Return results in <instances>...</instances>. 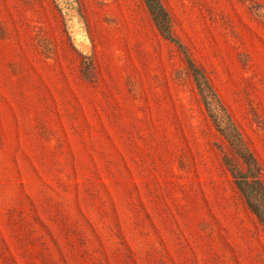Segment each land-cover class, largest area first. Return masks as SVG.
<instances>
[{
  "label": "rangeland",
  "instance_id": "374dc122",
  "mask_svg": "<svg viewBox=\"0 0 264 264\" xmlns=\"http://www.w3.org/2000/svg\"><path fill=\"white\" fill-rule=\"evenodd\" d=\"M0 0V264H264V0Z\"/></svg>",
  "mask_w": 264,
  "mask_h": 264
},
{
  "label": "trees",
  "instance_id": "16d2710c",
  "mask_svg": "<svg viewBox=\"0 0 264 264\" xmlns=\"http://www.w3.org/2000/svg\"><path fill=\"white\" fill-rule=\"evenodd\" d=\"M144 2L161 35L166 40L175 42L171 18L161 0H144ZM187 60L210 117L246 166L245 172H237L235 174V185L244 197L250 210L264 226V185L260 178V166L245 145L240 132L233 124L226 109L213 92L205 76L194 66L191 60Z\"/></svg>",
  "mask_w": 264,
  "mask_h": 264
}]
</instances>
